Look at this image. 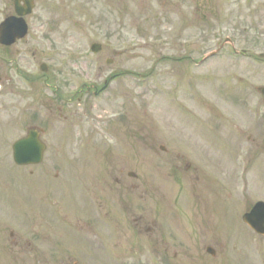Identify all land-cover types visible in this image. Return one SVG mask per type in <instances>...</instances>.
I'll return each mask as SVG.
<instances>
[{
    "label": "rangeland",
    "instance_id": "374dc122",
    "mask_svg": "<svg viewBox=\"0 0 264 264\" xmlns=\"http://www.w3.org/2000/svg\"><path fill=\"white\" fill-rule=\"evenodd\" d=\"M4 2L9 6L7 0H0V21L5 17ZM172 2L177 3L176 0H167L161 14L158 12L161 10L159 0L142 2L153 6L151 11L144 6L132 10L131 0H36V8L28 18V43L19 46L23 50L20 63L27 72L34 73L40 72L42 61L47 62L48 73L53 79L57 78L63 85L70 84L64 89L65 95H71L82 83L102 84L105 77L119 67L147 73L153 62L162 57L161 64H157L151 77L144 84H135L134 96L130 97L135 118L146 121V124L150 121L151 138L148 143L154 147L147 151L137 139L127 146L136 159L134 162L140 163L142 176L139 179L152 176L148 206L143 212L145 224L150 230L141 229L147 239L146 246H139L142 234L138 230H135L137 236L134 235V241L126 239L135 226L136 215H130L129 221L125 215L119 225L121 229H118L120 235L117 240L102 236V240H109L111 244L103 246L104 254L101 261H97L99 263L88 256L93 252L86 254L77 250L79 235L73 234V239L57 235L50 238V246L55 250L51 264H59L63 260L77 261L78 264H264V237L253 234L242 221L243 214L251 205L258 200L264 201V156L259 151L264 152V97L256 89L264 86V58L259 57L264 54V0H179L178 6L171 7ZM181 6L184 7L183 15L192 16V21H181ZM169 8L173 11L169 12ZM189 11L190 14H187ZM227 37L234 42L236 53L233 54L226 46L218 56L196 65V61L217 49L218 41L223 42ZM92 42L102 43L104 49L98 54L91 53ZM30 47L36 48L38 56L33 57L31 51H27ZM241 49L246 50L245 55L237 52ZM117 51H124V55L114 57L113 53ZM169 56H184L185 59L175 62L166 58ZM107 58H113L114 64H106ZM16 82L23 93L20 94L22 97L13 99H18L17 105L22 109H14L7 120L28 121L32 120L30 113L46 112L40 103L35 104L25 94L38 93L37 96L42 97L43 93L51 97V91L44 90L39 83L38 90L31 92L20 79ZM115 93L126 95L118 82L97 97L88 95L87 116H82L80 125L73 129L78 138L85 139L87 135L91 140L87 147L98 156L105 148L104 143H111V140L98 137L94 126L98 127L97 120L112 119ZM25 97L26 101L22 102ZM27 103L35 106L33 111H24ZM50 114L53 119L56 118L53 112ZM143 115L148 118H143ZM165 133L174 137L176 149L197 155L191 157L198 165L205 162V170L209 163L211 172L225 180L234 192L236 198L230 212L234 225L225 232L227 237L223 236L224 247L211 239L214 233H210L213 232L210 221L205 220L204 224L200 216L198 219L193 215V203L198 201L196 204L201 205L198 191L203 184L202 180L195 181V178L187 176L183 179V191L178 193L184 216L179 218L177 226L170 225L165 230L169 237L164 243V253L161 252L162 191L158 186L162 177V157L159 144ZM63 136L61 128L50 129L46 136L49 149L39 167L62 163L55 160L57 153L65 152L63 146L67 145L59 141ZM16 138L12 136L8 140ZM78 145L80 149L82 146ZM106 155L103 168L109 163L107 157H111V151L108 150ZM206 155H212L213 159L207 160ZM57 168L62 170V167H54L51 173ZM94 169L95 162L88 163L87 170ZM135 183L142 184V181L135 180ZM138 190L141 198L144 194L142 186L134 191ZM79 196L80 193H77V199ZM113 197V202H116L117 197ZM124 203L129 205L127 194ZM138 203L142 204L137 202L136 205ZM12 208L14 210L7 212V223L13 222L8 215L14 221L17 217L18 209L16 206ZM133 212L139 214L141 210ZM107 230L104 232L110 233ZM57 231L64 232L62 229ZM85 231L87 229L81 234L84 235ZM190 234L196 235L190 238ZM87 239L95 241L89 234ZM237 243L241 245V254H238L239 247L233 248ZM207 245L215 248V257L206 252ZM62 247L72 254L63 252ZM101 247L100 240L95 253H101ZM49 257L35 259L25 255H8L7 264H48L46 259Z\"/></svg>",
    "mask_w": 264,
    "mask_h": 264
},
{
    "label": "flooded vegetation",
    "instance_id": "af4514ba",
    "mask_svg": "<svg viewBox=\"0 0 264 264\" xmlns=\"http://www.w3.org/2000/svg\"><path fill=\"white\" fill-rule=\"evenodd\" d=\"M131 1L133 2L132 5L130 4L132 10L143 6L147 11L153 9V6L142 3L146 0ZM166 1L164 0L162 5V0H159L161 10L158 12H161V14L162 8L163 10L166 8ZM176 1V5L172 2L170 6H178L179 0ZM8 11L7 15H11L14 12L13 5L11 10ZM172 11L169 8V12ZM183 13L184 11L182 10L181 21H192V16L189 18ZM187 14H190V11ZM21 44V41H17L13 46ZM14 54L19 56L21 52L18 48H12V46L0 45V160L3 158L4 160L7 159L8 137L11 132L12 134L17 133L19 136H23L33 129L39 132V139L46 146V155L49 149V140L46 136L50 129H54L56 126L53 120L47 117H45L47 120H40L38 115L34 117L32 115L31 118L33 117L34 119L28 121L7 120V116L14 109H22V107L17 105L18 99H13V97H22L20 95L22 91L17 86L16 77L24 80L31 92L37 90L39 81H42L46 87L52 89L53 94L51 97L43 95L40 99L34 93L25 95L30 97L35 104L41 103L44 108L51 112H56L57 116L68 124L69 130H71L70 133L74 132V126L80 125L82 116H86L88 107L87 93L91 91L93 93L98 89L96 85L87 88L86 84L83 83L79 85L74 94L65 95L64 89L66 85L61 84L59 80L53 83V76L39 75L38 73L32 75L23 74L13 57ZM178 59H185V57ZM191 60L193 59L191 58ZM160 61H162V57ZM156 65L157 62L152 70L155 69ZM11 70H16V73L11 72ZM112 75L116 77L113 82L119 80L118 85L122 87V91L126 95L115 93L112 99L114 103L112 119L97 121L99 123L97 134L105 135L113 140L112 148L105 149L100 154V159L103 156L106 161V152L108 150L111 151V157H107L109 163H107L106 168H101L100 166L93 171H89L86 168V157L90 156V154L86 152L77 153L70 150L71 144H75L76 141L81 142L86 147L89 141L86 140L88 139L87 135L85 139L84 137L78 138L76 136L59 138V141L62 142L61 144L67 145L65 148L63 146V151L65 152L56 154L58 158L55 161L62 162L60 164L58 162L50 163L42 168L39 167L40 164L13 167L8 163L5 168L0 167V264H7L8 255H25L35 259L36 257L50 256L46 260L48 264H51L54 261L55 250L50 246V238L56 235L65 238L70 233L81 232L83 228H91L94 231L95 240H101L100 222L94 217L87 201V198L90 197L88 193L92 191L95 192L94 197L96 200L100 199L98 195L100 191H109L117 197L118 201H124V194L140 189V186H142L143 193L150 191L149 177L139 179L142 176L140 174V163L134 162L136 159L132 157L128 149L133 139H137L147 151L154 148L148 143L151 138L150 121L148 120V124H146V121L142 122L135 118L130 105L133 102L130 97L134 96L135 84H138L135 83V79L144 75L139 72H133V70L127 73V70L124 71L121 67L115 70ZM8 95H11V97H8ZM23 101H26V97L22 99ZM25 106L27 108L35 107L30 103L25 104ZM145 113H147L146 110ZM143 118L148 117L143 115ZM161 138L162 143L159 144V150L162 157V221L164 227L171 215L182 213L178 193L183 190V179L187 176L191 179L195 178V181L202 180L203 184L198 191L201 205L200 207L198 204L194 205L196 216L213 222L215 220L216 204H218V207L222 206L223 208L217 218L228 221L230 218L231 192L230 188L225 185V181L218 179L214 171L211 172L212 169L210 170L211 165L209 163L206 164L205 170V162L202 163L203 165H198L197 162L192 160L191 156L197 155H190L183 150L176 149V140L171 134L167 135L165 133ZM68 145L70 146L69 148ZM201 158L204 160L203 155ZM206 158L207 160L213 159L212 155H206ZM54 167H62V170L57 168L54 173H51V169ZM60 171L63 172L62 175ZM135 180L142 181V184L135 183ZM174 187H177L176 194ZM76 192L81 193L79 200L76 198ZM55 194L58 196L56 197ZM59 196L62 197V201ZM66 204L70 207L64 210ZM13 206L18 209V217L15 218V221L12 216H9V219L16 222L18 225L17 231L9 227L8 225L10 224L7 223V212L11 209L14 210ZM224 207L228 209L226 210ZM116 210V216L113 217L112 221L117 223L119 212L118 208ZM123 210L126 214L134 215L130 200L129 205H123ZM136 218V221L139 222L137 227L141 230L145 225L146 217L142 214ZM72 220H77L79 226ZM61 221H64L65 224ZM56 229H62L64 232L58 233ZM90 234L92 235V232ZM223 236L224 234L221 233L213 234L211 239L217 241L218 245L223 247L224 245L221 242V240H225ZM162 240H164L163 233ZM76 246L77 250L82 249L81 244L78 242ZM62 249L63 252H69L68 255L72 254L66 248L62 247ZM69 258L71 257L69 256ZM59 264H78V262L74 261L71 263L69 260H63Z\"/></svg>",
    "mask_w": 264,
    "mask_h": 264
},
{
    "label": "water",
    "instance_id": "95a60500",
    "mask_svg": "<svg viewBox=\"0 0 264 264\" xmlns=\"http://www.w3.org/2000/svg\"><path fill=\"white\" fill-rule=\"evenodd\" d=\"M24 2L26 4V6H27L26 10H25V8L23 9L24 13H29L31 11L32 1L31 0H25ZM5 25L3 24L4 28L1 29L2 34L4 35L3 37L6 38V39L8 38L9 40H11L10 35L12 33V29L14 28V24L12 25V24L7 22ZM16 29H17L18 35L24 34L25 33V25H24V23L21 21L20 24L17 25ZM99 48H100L99 45L95 46V50H98ZM20 158H22V157L20 156ZM244 219L257 232L264 234V205H257L252 210V212L250 214H248V215H246L244 217Z\"/></svg>",
    "mask_w": 264,
    "mask_h": 264
}]
</instances>
